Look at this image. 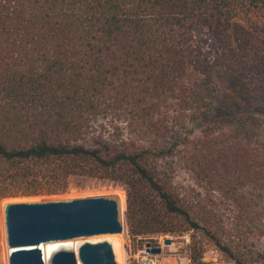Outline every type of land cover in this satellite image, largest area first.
Listing matches in <instances>:
<instances>
[{
	"label": "trees",
	"instance_id": "obj_1",
	"mask_svg": "<svg viewBox=\"0 0 264 264\" xmlns=\"http://www.w3.org/2000/svg\"><path fill=\"white\" fill-rule=\"evenodd\" d=\"M224 72L258 115L218 114ZM73 176L122 186L137 236L263 262L264 0H0V201Z\"/></svg>",
	"mask_w": 264,
	"mask_h": 264
},
{
	"label": "water",
	"instance_id": "obj_2",
	"mask_svg": "<svg viewBox=\"0 0 264 264\" xmlns=\"http://www.w3.org/2000/svg\"><path fill=\"white\" fill-rule=\"evenodd\" d=\"M120 200L116 194H104L7 202L9 264H119L108 236L126 232ZM52 242L61 244L45 254L44 247ZM145 251L158 254L162 247L147 242Z\"/></svg>",
	"mask_w": 264,
	"mask_h": 264
},
{
	"label": "rangeland",
	"instance_id": "obj_3",
	"mask_svg": "<svg viewBox=\"0 0 264 264\" xmlns=\"http://www.w3.org/2000/svg\"><path fill=\"white\" fill-rule=\"evenodd\" d=\"M195 44L203 48L204 27H195ZM219 95L216 102L218 114H259L258 101L253 92L249 89V84L241 80L230 72H224L218 77ZM101 121H98L100 123ZM255 147L259 146L247 138ZM175 182L180 186L190 185L192 178L189 173L177 168L174 173ZM54 187L49 185L37 186L30 190V193L16 197H9L0 201V264H9V247L7 243V229L5 220V204L13 201H42L53 199L85 198L104 194H118L125 199L126 190L120 185L110 184L106 180L89 178L83 176H73L69 179V184L63 192L55 193ZM53 192V193H52ZM123 222L126 232L121 233L123 240V264H144V257H149L152 264H191L186 259V253L191 255L193 240H199L203 250L204 264H237L234 260L222 251L215 242L203 231H188L183 235H173L169 233L152 234L149 237L137 236L131 231L126 208L122 211ZM261 228L264 229V216L257 217ZM164 238H173L171 244H165ZM255 242V247L264 254V235L251 236ZM151 242L152 246H162V252L158 254L147 253L146 243ZM263 262L259 264H264Z\"/></svg>",
	"mask_w": 264,
	"mask_h": 264
},
{
	"label": "bare ground",
	"instance_id": "obj_4",
	"mask_svg": "<svg viewBox=\"0 0 264 264\" xmlns=\"http://www.w3.org/2000/svg\"><path fill=\"white\" fill-rule=\"evenodd\" d=\"M118 195V194H116ZM120 197V201H121V214L123 211V208L125 209V199L122 198L120 195H118ZM108 238L110 239V241L113 243L115 252H116V256H117V260L119 262V264H123V253H122V248H123V240L121 238V234H112L109 235ZM59 242H52V243H48L47 246H45V254L50 255L56 248L57 246H59ZM65 244H71V242H66ZM9 253H10V249H9ZM47 258V255H46ZM144 264H152L151 260L149 257H144Z\"/></svg>",
	"mask_w": 264,
	"mask_h": 264
},
{
	"label": "built area",
	"instance_id": "obj_5",
	"mask_svg": "<svg viewBox=\"0 0 264 264\" xmlns=\"http://www.w3.org/2000/svg\"><path fill=\"white\" fill-rule=\"evenodd\" d=\"M176 236V235H175ZM178 236V235H177ZM173 239V238H172ZM164 240H165V238H164ZM174 240V239H173ZM162 247V246H161ZM186 259L190 262L191 261V258H190V256L186 253ZM151 260V259H150ZM191 264H192V262H191Z\"/></svg>",
	"mask_w": 264,
	"mask_h": 264
}]
</instances>
